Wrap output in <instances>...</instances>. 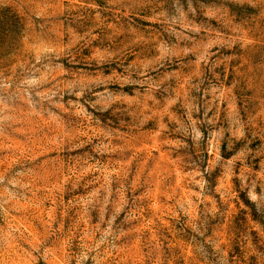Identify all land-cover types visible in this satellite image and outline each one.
<instances>
[{
    "label": "rangeland",
    "instance_id": "1",
    "mask_svg": "<svg viewBox=\"0 0 264 264\" xmlns=\"http://www.w3.org/2000/svg\"><path fill=\"white\" fill-rule=\"evenodd\" d=\"M0 264H264V0H0Z\"/></svg>",
    "mask_w": 264,
    "mask_h": 264
}]
</instances>
